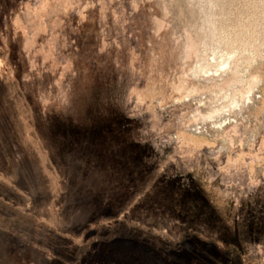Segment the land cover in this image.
I'll list each match as a JSON object with an SVG mask.
<instances>
[{"label": "rangeland", "instance_id": "rangeland-1", "mask_svg": "<svg viewBox=\"0 0 264 264\" xmlns=\"http://www.w3.org/2000/svg\"><path fill=\"white\" fill-rule=\"evenodd\" d=\"M0 264H264V0H0Z\"/></svg>", "mask_w": 264, "mask_h": 264}, {"label": "built area", "instance_id": "built-area-1", "mask_svg": "<svg viewBox=\"0 0 264 264\" xmlns=\"http://www.w3.org/2000/svg\"><path fill=\"white\" fill-rule=\"evenodd\" d=\"M261 99V95H256V100H260ZM202 128L200 127V126H198V127H195L194 129H193V132L195 133V134H202Z\"/></svg>", "mask_w": 264, "mask_h": 264}]
</instances>
